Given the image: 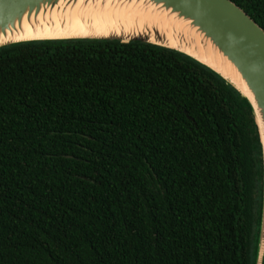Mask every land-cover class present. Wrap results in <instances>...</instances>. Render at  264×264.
<instances>
[{"label":"trees","instance_id":"obj_1","mask_svg":"<svg viewBox=\"0 0 264 264\" xmlns=\"http://www.w3.org/2000/svg\"><path fill=\"white\" fill-rule=\"evenodd\" d=\"M263 166L246 98L187 55L0 49V264H256Z\"/></svg>","mask_w":264,"mask_h":264},{"label":"bare ground","instance_id":"obj_2","mask_svg":"<svg viewBox=\"0 0 264 264\" xmlns=\"http://www.w3.org/2000/svg\"><path fill=\"white\" fill-rule=\"evenodd\" d=\"M110 37L141 38L185 51L255 102L246 79L215 37L165 1L28 0L7 22H0V45L33 39ZM258 111L264 139V117Z\"/></svg>","mask_w":264,"mask_h":264},{"label":"water","instance_id":"obj_3","mask_svg":"<svg viewBox=\"0 0 264 264\" xmlns=\"http://www.w3.org/2000/svg\"><path fill=\"white\" fill-rule=\"evenodd\" d=\"M28 0H0V22H7L10 17L15 15L17 9L22 8ZM165 1L168 5L181 9L188 16L193 17L198 24L203 26L208 33L213 35L217 42L221 45L223 51L236 64L246 79L249 89L254 95L255 102L245 93H243L231 81L226 79L222 74L201 62L185 51L170 48L157 43H152L141 38L122 39L119 37L110 38H61V39H33L12 41L0 45V49L36 42H54V41H121L124 43L140 42L159 46L169 50H174L181 54L187 55L196 60L200 64L208 67L236 90L248 101L255 117L256 125L259 129L260 141L263 152L264 162V139L263 131L260 124L259 111L261 117H264V29L253 20L245 10L239 7L232 0H160ZM264 170V166H263ZM264 182V173H263ZM264 186V184H263ZM264 195V187H263ZM262 225L260 232L259 249L256 264H264V201L262 212Z\"/></svg>","mask_w":264,"mask_h":264}]
</instances>
